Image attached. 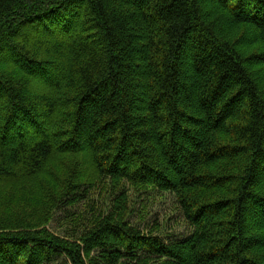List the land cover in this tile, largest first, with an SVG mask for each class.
I'll return each instance as SVG.
<instances>
[{"label": "trees", "instance_id": "obj_1", "mask_svg": "<svg viewBox=\"0 0 264 264\" xmlns=\"http://www.w3.org/2000/svg\"><path fill=\"white\" fill-rule=\"evenodd\" d=\"M130 188L192 232L133 225ZM59 260L264 264V0H0V264Z\"/></svg>", "mask_w": 264, "mask_h": 264}, {"label": "rangeland", "instance_id": "obj_2", "mask_svg": "<svg viewBox=\"0 0 264 264\" xmlns=\"http://www.w3.org/2000/svg\"><path fill=\"white\" fill-rule=\"evenodd\" d=\"M151 189V188H150ZM148 189V190H150ZM131 201L130 206L134 209V213L130 216V221L148 232L153 226H158L157 234H161L163 238H184L192 232V228L185 221L182 211L180 210L176 200L169 193L150 190L148 192L138 191L130 188ZM95 209L93 203L89 200L80 202L75 207L67 211H59L55 215L54 221L50 225V229L58 234H64L67 230H73L75 222L72 219H64L65 216L75 213L74 218L79 219L91 218L93 214H98L102 210H109L112 204V194L107 190L102 193L97 191L94 193ZM250 223V220H248ZM55 264H69L66 260L56 261Z\"/></svg>", "mask_w": 264, "mask_h": 264}]
</instances>
